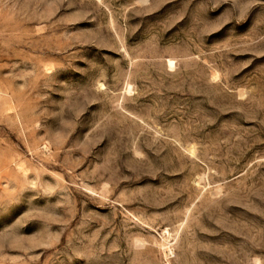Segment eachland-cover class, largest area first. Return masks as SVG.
I'll return each instance as SVG.
<instances>
[{
	"label": "rangeland",
	"instance_id": "1",
	"mask_svg": "<svg viewBox=\"0 0 264 264\" xmlns=\"http://www.w3.org/2000/svg\"><path fill=\"white\" fill-rule=\"evenodd\" d=\"M0 264H264V0H0Z\"/></svg>",
	"mask_w": 264,
	"mask_h": 264
}]
</instances>
